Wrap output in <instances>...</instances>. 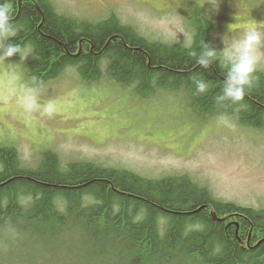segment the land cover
Instances as JSON below:
<instances>
[{
  "label": "trees",
  "instance_id": "obj_1",
  "mask_svg": "<svg viewBox=\"0 0 264 264\" xmlns=\"http://www.w3.org/2000/svg\"><path fill=\"white\" fill-rule=\"evenodd\" d=\"M8 3L19 29L9 42L33 49L19 66L40 86L71 69L85 83L116 85L137 99L182 93L201 117L229 114L264 130V70L239 105L221 104L218 62L203 69L188 55L203 41L219 50L214 16L202 7L187 14V49L150 39L114 13L89 20L60 12L51 0ZM194 74L209 83L206 93H196ZM0 240V250L17 244L31 250L27 258H43V251L53 264H264V206L219 199L188 174L151 178L94 160L64 162L51 148L30 165L13 144H1ZM15 258L5 253L0 264Z\"/></svg>",
  "mask_w": 264,
  "mask_h": 264
},
{
  "label": "rangeland",
  "instance_id": "obj_2",
  "mask_svg": "<svg viewBox=\"0 0 264 264\" xmlns=\"http://www.w3.org/2000/svg\"><path fill=\"white\" fill-rule=\"evenodd\" d=\"M51 1L60 12L89 20L114 13L143 35L166 43H185L177 24L192 37L187 17L200 7L214 16L212 38L219 50L223 37L237 36L245 26L255 23L264 31V0ZM27 59L18 56L14 63L9 58L20 77L18 85L32 82L22 68ZM9 62L0 63V145L13 144L24 163L33 165L42 149L51 148L64 162L94 160L151 178L189 174L219 199L264 206V130L238 126L229 114L201 117L182 93L137 99L129 89L85 83L71 69L40 86V103L54 100L58 114L26 119L14 98H3ZM5 253L18 258L3 264H53L43 251L38 252L43 258H27L31 250L17 244L4 246L0 255Z\"/></svg>",
  "mask_w": 264,
  "mask_h": 264
},
{
  "label": "clouds",
  "instance_id": "obj_3",
  "mask_svg": "<svg viewBox=\"0 0 264 264\" xmlns=\"http://www.w3.org/2000/svg\"><path fill=\"white\" fill-rule=\"evenodd\" d=\"M231 30V26H228ZM177 30L184 35L185 47L192 49V37L185 29L177 24ZM18 27L13 23V17L8 0H0V63L18 55L20 59H26L33 53L28 46L9 42L11 37L18 34ZM224 47L217 50L204 41L199 45V51L190 50L188 55L195 59V63L203 69H208L218 62V66L224 72V79L220 93L215 97L217 103L230 102L239 105L257 80L256 73L264 66V31L253 23L245 26L239 35L225 39ZM6 79L9 87L4 95V100L15 99V104L26 119L35 115L52 118L58 114L59 108L54 100L44 104L40 103V84L33 77L31 84H19L20 77L16 72L15 64H7ZM191 80L197 94H204L209 89V83L202 76L193 75ZM227 121H225L226 123ZM114 211H119L118 207ZM139 219V217H137Z\"/></svg>",
  "mask_w": 264,
  "mask_h": 264
}]
</instances>
